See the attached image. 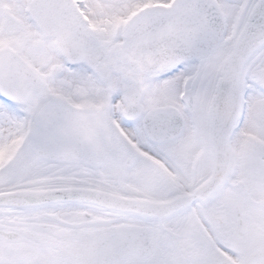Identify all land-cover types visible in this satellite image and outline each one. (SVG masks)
I'll list each match as a JSON object with an SVG mask.
<instances>
[{
    "label": "snow or ice",
    "instance_id": "1",
    "mask_svg": "<svg viewBox=\"0 0 264 264\" xmlns=\"http://www.w3.org/2000/svg\"><path fill=\"white\" fill-rule=\"evenodd\" d=\"M0 264H264V0H0Z\"/></svg>",
    "mask_w": 264,
    "mask_h": 264
}]
</instances>
